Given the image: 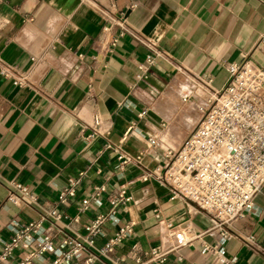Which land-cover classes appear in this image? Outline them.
Here are the masks:
<instances>
[{
  "label": "crops",
  "instance_id": "0c3cea01",
  "mask_svg": "<svg viewBox=\"0 0 264 264\" xmlns=\"http://www.w3.org/2000/svg\"><path fill=\"white\" fill-rule=\"evenodd\" d=\"M263 35L264 0H0V59L30 82L15 86L0 74V251L18 224L52 209L65 232L83 235L123 188L132 200L116 216L134 221L135 234L94 264H137L154 246L168 248L158 212L191 238L167 264H221L201 252L204 243L224 245L234 264H264V253L244 241L253 234L264 245V185L254 209L232 223L233 237L221 242L207 233L208 213L174 195L164 176L168 151L191 135L229 66L264 69ZM158 52L144 72L140 65ZM121 154L133 161L122 166ZM73 180L76 194L61 201ZM16 183L33 198L8 201ZM99 186L105 192L85 204ZM104 227L110 236L119 226ZM18 260L15 253L0 264Z\"/></svg>",
  "mask_w": 264,
  "mask_h": 264
},
{
  "label": "built area",
  "instance_id": "2783aa9c",
  "mask_svg": "<svg viewBox=\"0 0 264 264\" xmlns=\"http://www.w3.org/2000/svg\"><path fill=\"white\" fill-rule=\"evenodd\" d=\"M264 44V35L261 37ZM162 53L147 55L140 68L145 72ZM229 79L222 89H212L202 108V118L188 139L179 149L168 151L169 162L165 179L174 195L194 202L206 211L211 220L207 233H217L218 239L228 241L233 237L232 223L254 209L255 196L264 185V69L250 63L231 64ZM0 74L15 86H29L24 73L14 65L0 59ZM184 99L189 98L184 94ZM122 166L133 161L121 154ZM144 176L143 180H147ZM79 180L70 181L59 192L64 201L76 194ZM106 188L99 186L83 202L98 198ZM33 198L29 188L16 183L8 195V201L19 205L23 197ZM132 200L126 189L110 196L111 209L98 213L85 225L83 235L67 233L62 227V215L52 209L40 219L18 224L15 234L4 242L0 251V263H6L15 253L19 260L15 264H41L48 255L54 254L51 264H70L82 260L83 264L105 261L117 246L134 236V221L120 223L116 214L123 204ZM159 222L169 231L172 243L168 248L154 246L146 259L137 258V264H167L168 255L191 242L184 228L162 219ZM74 221H79L78 217ZM119 227L107 236L105 225ZM98 237H105L98 245ZM245 244L255 252L264 253V245L253 234L247 235ZM201 252L210 253L221 264H234L226 256L222 244L204 243Z\"/></svg>",
  "mask_w": 264,
  "mask_h": 264
},
{
  "label": "rangeland",
  "instance_id": "374dc122",
  "mask_svg": "<svg viewBox=\"0 0 264 264\" xmlns=\"http://www.w3.org/2000/svg\"><path fill=\"white\" fill-rule=\"evenodd\" d=\"M162 146H163V147H165V146H166V144H164V145L162 144ZM171 149H174V150L176 151V149H177V146H174V147H173V148H171ZM174 150H173V151H174Z\"/></svg>",
  "mask_w": 264,
  "mask_h": 264
}]
</instances>
